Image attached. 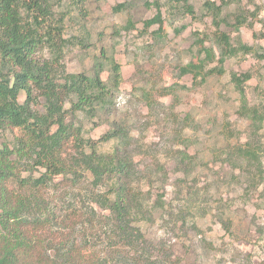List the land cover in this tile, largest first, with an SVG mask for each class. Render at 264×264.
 <instances>
[{
    "label": "rangeland",
    "instance_id": "374dc122",
    "mask_svg": "<svg viewBox=\"0 0 264 264\" xmlns=\"http://www.w3.org/2000/svg\"><path fill=\"white\" fill-rule=\"evenodd\" d=\"M52 2L54 16L65 18V37H76L65 50L69 72L91 73L99 61L109 81V60L121 65L114 118L131 129L144 202L152 205L160 193L166 201L150 220L137 222L152 246L179 264H264V121L254 130L241 113V95L232 81L233 73L250 74L245 83L249 104L264 115V59L258 56L264 54V0L224 2L228 20L239 13L246 22L239 31L230 25L221 29L230 32L236 48L247 44L251 51L229 57L223 74L198 78L180 73L182 65L198 61L197 38L220 52L205 0H191L193 14L183 13L181 3L173 0ZM120 3L125 7L115 10ZM156 3L164 21L162 37L158 24L145 28V21L157 14ZM43 54L50 56L47 50ZM218 66L216 60L207 69ZM79 120L85 137L94 139L111 126L83 114ZM9 137L0 139V148ZM114 145L106 142L100 149L112 151ZM241 145L258 149L259 175L231 154ZM160 165L166 176L156 174Z\"/></svg>",
    "mask_w": 264,
    "mask_h": 264
},
{
    "label": "trees",
    "instance_id": "16d2710c",
    "mask_svg": "<svg viewBox=\"0 0 264 264\" xmlns=\"http://www.w3.org/2000/svg\"><path fill=\"white\" fill-rule=\"evenodd\" d=\"M175 1L183 13L195 12L191 0L171 3ZM221 1L203 4L217 26L219 54L198 37V61L182 65L181 75L223 74L229 57L251 51L247 44L236 48L230 32L221 29L230 25L239 31L246 22L239 13L228 20L223 15L226 0ZM124 7L120 3L114 9ZM156 7L145 28L158 24L162 37L161 5ZM64 19L54 16L52 0H0V139L10 136L0 148V264H179L160 254L137 225L150 220L155 208L164 209L166 201L160 193L152 205L144 202L131 129L114 118L121 65L109 60V81L103 79L99 61L91 73L69 72L65 50L76 37H65ZM258 56L264 59V54ZM216 60L219 66L207 69ZM250 78L249 73L232 75L241 113L257 131L264 115L249 104L245 83ZM82 114L111 126L97 139L85 137ZM110 141L112 151H101ZM236 148L231 154L259 175L258 149ZM155 172L164 174V166Z\"/></svg>",
    "mask_w": 264,
    "mask_h": 264
}]
</instances>
